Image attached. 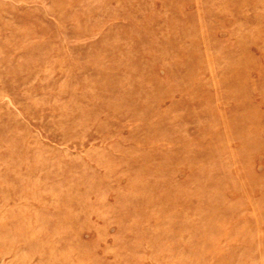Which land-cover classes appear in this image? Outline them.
I'll return each mask as SVG.
<instances>
[{"label": "rangeland", "instance_id": "1", "mask_svg": "<svg viewBox=\"0 0 264 264\" xmlns=\"http://www.w3.org/2000/svg\"><path fill=\"white\" fill-rule=\"evenodd\" d=\"M0 264H264V0H0Z\"/></svg>", "mask_w": 264, "mask_h": 264}]
</instances>
